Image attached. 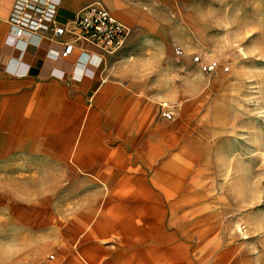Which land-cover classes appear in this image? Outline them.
<instances>
[{
    "label": "rangeland",
    "instance_id": "374dc122",
    "mask_svg": "<svg viewBox=\"0 0 264 264\" xmlns=\"http://www.w3.org/2000/svg\"><path fill=\"white\" fill-rule=\"evenodd\" d=\"M157 1L175 25L153 50L163 59L127 69L126 125L118 132L93 115L78 148L85 162L99 148L93 162L108 169H76L80 119L94 108L87 96L57 121L72 129L63 145L59 130L36 135L49 121L4 108L0 264H264V0ZM191 53L228 69L203 72ZM138 99L156 106L132 145L116 148ZM157 103L170 118H154Z\"/></svg>",
    "mask_w": 264,
    "mask_h": 264
},
{
    "label": "crops",
    "instance_id": "0c3cea01",
    "mask_svg": "<svg viewBox=\"0 0 264 264\" xmlns=\"http://www.w3.org/2000/svg\"><path fill=\"white\" fill-rule=\"evenodd\" d=\"M16 1L0 0V94H2L0 116L4 114V108L11 107L17 116L43 118V121H49V125L37 131L36 135L59 130L63 145V139L69 137L72 129L66 128L64 131L56 129L57 121L77 113L80 99L87 96L91 101L89 105H93L94 108L86 114L84 112L80 119L73 156L74 159L83 162L76 169L91 173L108 169L109 167L102 166L99 161L95 163L97 160L94 155L100 152L99 148L89 152L94 155L87 159V162L80 158L82 155L78 148L83 144V138L91 132L90 118L94 115L95 119H100L103 126L112 127L118 132L126 125L121 108L128 96L124 89L121 90L120 83L124 76L130 73L127 72L128 68L144 60L153 59L156 62L163 59L162 51L153 50L155 46L160 48L168 37V30L174 28V23L165 21L157 0H52V13L59 22L73 18L85 5L99 2L131 30L142 32L136 38L132 35L127 37L124 45L111 54H100L86 42L73 41L70 53L62 55L63 42L67 37L65 35L48 38L39 33L24 32L20 36L14 34L11 17ZM39 1L33 0L35 4ZM42 82L50 84L46 87L37 86ZM7 91L9 95L5 99L3 94ZM20 91L25 93V96L24 94L20 96ZM29 96L37 98H32L34 100L28 102ZM140 101L141 111L136 118L135 129L130 128L127 136L121 138L123 143L117 144L116 148L132 145L129 140L133 136L132 133H136L138 128L141 129L149 108L156 106L146 99H140L139 103ZM157 104L154 118L159 115L158 118L165 119L160 116V111L164 109L161 106L163 104ZM160 131L163 132V128L155 130V135L161 136ZM115 134L113 136L118 137ZM147 143L148 141L141 143L138 140L137 145L146 148ZM90 175L95 177L93 173Z\"/></svg>",
    "mask_w": 264,
    "mask_h": 264
},
{
    "label": "built area",
    "instance_id": "2783aa9c",
    "mask_svg": "<svg viewBox=\"0 0 264 264\" xmlns=\"http://www.w3.org/2000/svg\"><path fill=\"white\" fill-rule=\"evenodd\" d=\"M52 0H17L11 17V24L16 36L24 32L43 34L48 38L67 36L63 42L62 55H67L73 48V41H82L93 46L100 54L116 52L124 44L130 28L116 18L99 2L89 3L81 8L71 19L57 21L52 13ZM176 55H181L183 49L179 45L173 47ZM191 62L207 73L218 70L226 71L227 65L215 58L203 57L192 53ZM160 116L168 119L171 111L162 109Z\"/></svg>",
    "mask_w": 264,
    "mask_h": 264
}]
</instances>
